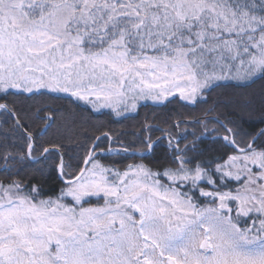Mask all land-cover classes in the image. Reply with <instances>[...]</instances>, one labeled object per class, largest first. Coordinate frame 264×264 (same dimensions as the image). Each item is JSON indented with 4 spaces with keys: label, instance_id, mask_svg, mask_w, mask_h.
I'll return each instance as SVG.
<instances>
[{
    "label": "snow or ice",
    "instance_id": "6c2138e0",
    "mask_svg": "<svg viewBox=\"0 0 264 264\" xmlns=\"http://www.w3.org/2000/svg\"><path fill=\"white\" fill-rule=\"evenodd\" d=\"M0 264H264V0H0Z\"/></svg>",
    "mask_w": 264,
    "mask_h": 264
},
{
    "label": "trees",
    "instance_id": "16d2710c",
    "mask_svg": "<svg viewBox=\"0 0 264 264\" xmlns=\"http://www.w3.org/2000/svg\"><path fill=\"white\" fill-rule=\"evenodd\" d=\"M254 87H258V86H254ZM146 107H142L140 109V115L136 118V120L143 121L145 116H147L149 119V122L154 125L157 124L163 118L165 112H170L172 110L182 111V112L190 111V109H181L179 105L177 104L169 105L168 109L154 108L151 106V104ZM143 108H146V109L143 111ZM153 117H155V119H153ZM134 123L135 121L129 120V121H124L123 123H112V124H109L108 127L118 132V131L123 130L126 127L130 128V126ZM120 127H123V128H120ZM153 135L154 137L159 136L160 133L155 132L153 133Z\"/></svg>",
    "mask_w": 264,
    "mask_h": 264
},
{
    "label": "rangeland",
    "instance_id": "374dc122",
    "mask_svg": "<svg viewBox=\"0 0 264 264\" xmlns=\"http://www.w3.org/2000/svg\"><path fill=\"white\" fill-rule=\"evenodd\" d=\"M149 105H150V103H149ZM146 108H147V107H146ZM146 108H143V111H144ZM120 128H123V127H120Z\"/></svg>",
    "mask_w": 264,
    "mask_h": 264
}]
</instances>
